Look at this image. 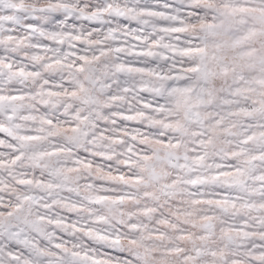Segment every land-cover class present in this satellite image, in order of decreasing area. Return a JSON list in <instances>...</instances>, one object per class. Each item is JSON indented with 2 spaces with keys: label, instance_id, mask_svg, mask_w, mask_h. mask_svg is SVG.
Listing matches in <instances>:
<instances>
[{
  "label": "snow or ice",
  "instance_id": "obj_1",
  "mask_svg": "<svg viewBox=\"0 0 264 264\" xmlns=\"http://www.w3.org/2000/svg\"><path fill=\"white\" fill-rule=\"evenodd\" d=\"M0 264H264V0H0Z\"/></svg>",
  "mask_w": 264,
  "mask_h": 264
}]
</instances>
